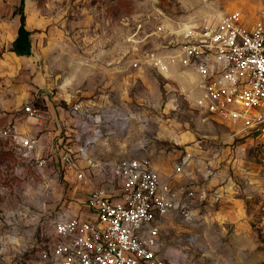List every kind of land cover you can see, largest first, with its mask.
<instances>
[{
  "label": "rangeland",
  "instance_id": "374dc122",
  "mask_svg": "<svg viewBox=\"0 0 264 264\" xmlns=\"http://www.w3.org/2000/svg\"><path fill=\"white\" fill-rule=\"evenodd\" d=\"M19 6L0 0V88L7 100L38 108L43 123L54 108L59 121L61 113L75 124V105L114 118L122 132L93 147V159L149 157L173 185L198 190L191 220L173 213L159 221L165 264H264V135L200 109L179 63L170 77L148 63L150 55L172 52L179 23L204 25L236 13L252 28L264 23V0H26L30 58L11 51ZM72 143L59 152L75 156ZM8 149L0 142V264H54L55 220L87 212L88 191L74 171L64 179L70 170L59 158L57 171L44 173L60 176L63 189L19 166ZM182 163L185 172L176 175Z\"/></svg>",
  "mask_w": 264,
  "mask_h": 264
},
{
  "label": "built area",
  "instance_id": "2783aa9c",
  "mask_svg": "<svg viewBox=\"0 0 264 264\" xmlns=\"http://www.w3.org/2000/svg\"><path fill=\"white\" fill-rule=\"evenodd\" d=\"M177 27L171 32L176 37L172 52L150 55L148 63L165 77L179 63L180 76L192 82L200 109L242 131L264 135V23L245 28L235 13L204 25L182 22ZM23 112L37 124L43 122L33 105ZM100 113L81 105L70 111L78 148L75 156L59 152L58 158L86 187L84 204L90 214L56 218L54 264H165L159 221L173 213L191 220L198 190L173 185L149 157L119 163L93 159V147L122 132L114 118L106 120ZM2 141L8 142L16 161L24 163L21 166L36 168L46 182L64 188L60 176L44 173L45 160L30 158L29 152L39 147L37 138L8 125L0 127ZM185 168L182 163L174 173L182 175ZM97 173L107 180L94 178Z\"/></svg>",
  "mask_w": 264,
  "mask_h": 264
},
{
  "label": "crops",
  "instance_id": "0c3cea01",
  "mask_svg": "<svg viewBox=\"0 0 264 264\" xmlns=\"http://www.w3.org/2000/svg\"><path fill=\"white\" fill-rule=\"evenodd\" d=\"M8 85H11V90H14L13 83H8ZM32 95L31 92L26 93L25 101L28 100ZM6 98V99H5ZM6 90L4 87L0 88V127H5L8 125H15L17 130L19 132L27 133L39 140V147L35 151H30L29 156L32 160L35 159H43L46 162L44 170H46V173L49 174V172H55L56 167L59 166V160H58V153L59 148L67 146L65 145V142L72 143L74 149L77 150L78 148V142L76 139V131L73 128L72 123L70 124L69 121H67V115H62L60 113V119L57 117L56 110L54 108H50V118L51 120L46 123L37 124V122L34 119H28L27 116L24 114L23 110L20 106L17 104L14 105L11 103L10 100H7ZM73 149V150H74ZM10 151V150H9ZM12 152V151H10ZM14 158L15 154L12 152ZM17 164L19 166L24 165L23 162L17 161ZM53 169V170H51ZM36 174L37 170L34 168ZM70 173H73V171H68L66 175L64 176V179L66 180L69 177H72ZM70 175V176H69ZM76 181V179H75ZM82 186L80 185L79 188ZM84 187H82L83 189ZM77 189V188H76ZM85 208H87L85 206ZM88 209V208H87ZM90 214V210L88 211H77L75 215H81L84 217H87Z\"/></svg>",
  "mask_w": 264,
  "mask_h": 264
},
{
  "label": "trees",
  "instance_id": "16d2710c",
  "mask_svg": "<svg viewBox=\"0 0 264 264\" xmlns=\"http://www.w3.org/2000/svg\"><path fill=\"white\" fill-rule=\"evenodd\" d=\"M25 2L26 0H20V6L14 12L15 16H20V26L11 51L18 57L30 58L33 56L32 34L26 27Z\"/></svg>",
  "mask_w": 264,
  "mask_h": 264
}]
</instances>
